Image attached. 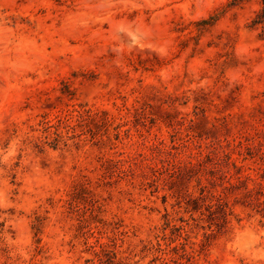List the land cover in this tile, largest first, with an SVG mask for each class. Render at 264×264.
<instances>
[{
    "label": "rangeland",
    "instance_id": "1",
    "mask_svg": "<svg viewBox=\"0 0 264 264\" xmlns=\"http://www.w3.org/2000/svg\"><path fill=\"white\" fill-rule=\"evenodd\" d=\"M262 0H0V264H264Z\"/></svg>",
    "mask_w": 264,
    "mask_h": 264
},
{
    "label": "trees",
    "instance_id": "2",
    "mask_svg": "<svg viewBox=\"0 0 264 264\" xmlns=\"http://www.w3.org/2000/svg\"><path fill=\"white\" fill-rule=\"evenodd\" d=\"M263 2V9L261 11V13H259V19H258V22H264V0H262Z\"/></svg>",
    "mask_w": 264,
    "mask_h": 264
}]
</instances>
